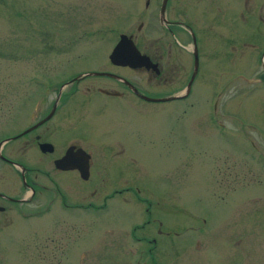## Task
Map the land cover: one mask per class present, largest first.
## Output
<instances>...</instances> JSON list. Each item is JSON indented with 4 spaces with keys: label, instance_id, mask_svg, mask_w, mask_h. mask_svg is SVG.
Instances as JSON below:
<instances>
[{
    "label": "rangeland",
    "instance_id": "1",
    "mask_svg": "<svg viewBox=\"0 0 264 264\" xmlns=\"http://www.w3.org/2000/svg\"><path fill=\"white\" fill-rule=\"evenodd\" d=\"M203 4L209 45L202 49L203 76L191 95L184 101L140 102L133 106L140 119L127 100L122 106L125 119L136 118L142 134L133 165L139 194L132 202L139 205L138 221L147 223L133 236L153 238L151 250L144 238L137 242L130 235L133 207L114 199V215L104 213L107 221L89 226L86 241H72L74 252L54 257L51 249L37 248L34 216L26 230L14 228L12 238L0 239V264H264V83L233 77L242 69L221 60L219 47L228 50L230 42L213 35L215 9L207 0ZM157 26L144 0H0V137L8 129L3 124L22 128L33 120L36 98L26 104L25 96L92 68L93 55L105 58L120 33L136 35L148 50L151 38L160 35ZM260 44L248 57L250 70H242L248 77L260 71ZM116 70L138 81L141 91H152L145 74ZM184 85L178 81L172 88ZM111 117L121 123L119 116ZM168 128L171 142L164 148L158 136L164 139ZM114 181L118 186L123 179ZM46 220V239L68 229Z\"/></svg>",
    "mask_w": 264,
    "mask_h": 264
},
{
    "label": "flooded vegetation",
    "instance_id": "2",
    "mask_svg": "<svg viewBox=\"0 0 264 264\" xmlns=\"http://www.w3.org/2000/svg\"><path fill=\"white\" fill-rule=\"evenodd\" d=\"M207 3L213 5L214 23L218 24L213 35L230 42L228 50L219 47L221 60L231 66L237 64L247 73L252 48L264 42V0H207ZM144 8L157 22L160 35L151 38L148 50L137 44L136 35H127L131 36L137 50L148 57V67L131 68L113 63L109 59L111 50L105 58L93 55L92 68L54 82L43 92H35L36 96H32L33 93L25 96L26 104L36 98L31 122L22 128H16L18 125L13 123L3 124L8 129L0 137V239L12 238L14 228L26 230L34 223L30 217L36 216L40 231L37 248L42 252L51 249L54 257L71 249L74 252L72 241L79 237L86 241L89 226L107 221L104 213H115L114 199L133 207L130 208L132 217L128 219L132 222L131 237L136 238L133 232L147 223V220L138 221L139 205L132 202L139 194L133 165L137 162V145L142 137L140 124L136 118L127 121L122 106L132 107L140 119L138 110L133 107L140 102L186 100L192 93V85L202 79L200 56L203 47L209 45L210 33L202 26L203 0H144ZM141 27L140 22L136 30ZM263 53L264 46L259 56L260 71L255 77L246 76L242 70L233 77L264 83ZM118 68L145 74L152 91H141L139 82L120 75ZM183 80V88L174 92L172 87ZM142 96L174 97L153 101ZM22 110L27 111L29 107ZM111 115L119 116L121 123L111 122ZM191 131L196 136L192 138L199 142L197 130ZM171 132L172 128L166 129L164 139H160L163 135L159 134L158 142L162 147L169 146ZM121 162L126 166L120 167L124 165ZM106 179H111L109 185L104 182ZM118 179L123 182L114 186L117 183L114 180ZM46 217L53 225L57 221L66 224L65 234L46 239ZM82 227L85 228L83 235ZM71 232L74 237L79 233L78 237L70 238ZM143 238L150 244V251L153 238ZM142 239L136 238V241ZM66 241H71L70 246L64 245Z\"/></svg>",
    "mask_w": 264,
    "mask_h": 264
},
{
    "label": "water",
    "instance_id": "3",
    "mask_svg": "<svg viewBox=\"0 0 264 264\" xmlns=\"http://www.w3.org/2000/svg\"><path fill=\"white\" fill-rule=\"evenodd\" d=\"M109 59L113 63L120 64L123 66H128L131 68L142 67V66L148 67L149 64L148 57L146 55L141 54L135 47L131 39V36L126 35L124 33L119 35L117 42L115 43L109 54ZM121 80L124 83L128 84L126 80L124 79ZM189 84L190 82H188L185 92L188 91ZM142 97H144L146 100L163 101V100L173 99L174 96L166 97V98H150L146 96H142Z\"/></svg>",
    "mask_w": 264,
    "mask_h": 264
},
{
    "label": "bare ground",
    "instance_id": "4",
    "mask_svg": "<svg viewBox=\"0 0 264 264\" xmlns=\"http://www.w3.org/2000/svg\"><path fill=\"white\" fill-rule=\"evenodd\" d=\"M264 60V59H263Z\"/></svg>",
    "mask_w": 264,
    "mask_h": 264
}]
</instances>
